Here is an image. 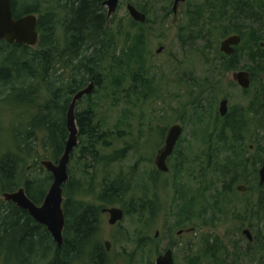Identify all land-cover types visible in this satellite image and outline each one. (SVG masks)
I'll return each mask as SVG.
<instances>
[{
  "label": "trees",
  "instance_id": "obj_1",
  "mask_svg": "<svg viewBox=\"0 0 264 264\" xmlns=\"http://www.w3.org/2000/svg\"><path fill=\"white\" fill-rule=\"evenodd\" d=\"M106 1L11 0L16 19L27 15L38 16L40 38L36 47L9 45L0 41V192L9 193L24 188L35 204L43 203L53 176L38 166L37 161L50 158L57 162L63 156L69 138L67 114L70 105L78 92L94 83L93 93L80 100L76 107L79 144L73 153L79 158L83 174L86 173L92 181L89 184L90 193L95 194L105 207L114 206L131 194L125 213L138 214L143 221V237H151L147 231L154 230L161 207L154 203L156 194L150 199L140 197L135 201L137 190L134 181L140 162L150 161L140 157L131 173H120L113 179L110 178L111 172H106L109 177L103 178L99 193L94 190V174L98 168L107 171L114 164L122 163L128 156V150L139 154V148L134 144L130 148H115L110 154L106 152L114 143L124 139L123 124L133 115L130 105L134 107L140 100L144 103L156 98L163 89V80L151 78L152 69L146 64L148 34L145 30L151 23L148 15L152 16L156 2L160 0H131V4L147 15L144 24L130 18L121 23L116 17H109L104 5ZM165 14L172 15L173 9ZM186 19V24L181 27L180 40L183 51L190 53L184 62L191 66V70L196 62L208 67V73L203 74L204 79L199 76L194 78L187 90L182 87L193 98L192 111L196 118L193 120L202 125L207 110L204 94L202 97L199 93L201 87L210 84L208 105L215 109L218 102L215 81L238 71L243 63L242 53L245 54L244 61H247L246 68L258 67L264 73V48L261 47L264 43V0H205L188 10ZM233 35L242 37L241 45L235 54H223L219 43ZM208 37L215 41L216 46H206L203 51L195 48L198 38L207 40ZM184 74L179 76L181 84L185 80ZM257 91L260 97L262 90L257 87ZM102 93L117 101L118 104L113 105L122 107L114 130L107 127L106 114L100 109L103 108ZM134 97L135 102L132 101ZM260 103L258 100V108H264ZM82 104L86 105L79 109ZM249 110L252 112L253 108L249 107ZM7 111L11 122L4 134L3 115ZM247 113V110L237 114L231 112L225 118L215 113L216 122L210 126L206 120V127L202 126L205 129L200 143L204 146L202 154L191 161L183 154L180 161H176L173 170L178 171L176 175H183L174 187L178 210L175 228L185 230L199 217L197 209H206L203 206V202H207L203 185L209 183L208 178L212 180L216 176L212 183L221 184L214 205L217 208L220 199L223 196L226 199V193L229 196L233 194L236 185H253L250 188L257 185L253 183L258 180L257 163H262L263 151L257 150L259 162L253 161L251 165L244 134L256 128L254 123L244 119ZM221 120L223 125L219 127ZM163 135L160 143L164 140ZM32 159L36 161L34 167L39 173L27 177L28 163ZM180 166L185 169L180 171ZM217 166H223L224 170L218 172ZM253 173L255 176L251 180ZM155 174V177L162 175L159 172ZM190 177L192 182H198L197 188L191 184ZM261 188L264 193V185ZM88 195L83 184L70 175L64 187V197L68 199L63 204L66 223L64 244L60 248L46 227L35 222L27 211L11 202L0 201V258L3 262L17 264L18 251L26 249L29 259H33L39 257V249H43L52 254L49 264H114L112 253L107 252L101 241L104 208L77 197ZM251 203L247 201L242 210L246 215L258 214L260 230L254 244L245 239L246 248L252 251L255 245L258 246L263 251L259 261H264V194L259 203ZM149 241L150 238L139 239L138 247L143 253ZM236 242L238 240L233 239L231 247L218 236L204 237L201 240L203 248L197 256L188 260V264H229L232 255L236 258L242 252L244 255V248H239ZM45 254H42L43 258L47 257Z\"/></svg>",
  "mask_w": 264,
  "mask_h": 264
},
{
  "label": "rangeland",
  "instance_id": "obj_2",
  "mask_svg": "<svg viewBox=\"0 0 264 264\" xmlns=\"http://www.w3.org/2000/svg\"><path fill=\"white\" fill-rule=\"evenodd\" d=\"M204 1L205 0H187L185 3L179 5L175 14H168L166 16V11H172L174 1L171 2V0H168L167 2H164L160 0L156 2V8L152 16L148 15L151 23L146 26L145 30L148 34L146 43L148 56L146 64L152 69L150 74L151 78L159 77L163 80V89L158 93V97L156 98L148 99L144 103V100H140V102L137 103V106L134 107L133 105H130V107H132L131 113L133 115L126 124H123L125 137L122 141L114 143L106 153L110 154L113 149L120 148L121 146H124L125 148L129 146L130 148L134 144L139 148V154L136 155L135 152L128 150V156L122 163L114 164V166L107 171L98 168L94 174V190L96 193H99L100 184L104 181L103 178L108 176L106 175V172H111V179L120 173L129 174L132 172V168L137 166L139 158L143 157L150 162H140V165L136 168L134 181L137 193H135V201L140 197L150 199L156 194L157 199L154 203L157 202L161 207V213L157 218L156 223L153 225L154 230H151V232L149 230L147 231L151 237H143L145 234L143 231V221L136 213H125V219L116 226H110L108 223L109 215L102 214V228L100 231L102 236L101 241L103 244L106 241L112 243L110 253H112L114 264H155L158 256L164 254L168 249H171L174 253L175 264H188V260L197 256L199 251L203 248L201 240L204 237L214 236L220 237L224 240L226 245L228 244L231 247H233V239L241 241V245L239 244L238 246L239 248H244V255L243 252L238 254V258L232 255L229 264H264V261H259L261 258L260 254L263 253V251L259 250L256 245L252 251L250 249L248 250L246 248V240L243 238L244 235L248 236L246 232L250 234L251 240H254L259 236L260 220L258 214L255 216L253 214L246 215L242 210L247 201L250 200L252 205H256V203H259L261 196H263L264 193L259 184V177L258 180L253 183L257 184L255 188H250L253 185L250 186L248 184L236 185L233 194L229 196L226 193L225 196L227 198L225 199L223 196V198L220 199L218 208L214 205L221 184L215 185L212 183V180L217 179L216 176H214L212 180L208 178L209 183L203 185L204 188L206 186V189L203 188L205 197L207 198V202H203V206L206 207V209H197V211L200 212V215H198L199 217H196L190 224H188V228H185V233L182 237H179L177 233L178 231L183 230V228L174 227V224L178 220V210L175 205L177 200L175 198L174 187L177 181H181L183 173L176 175L178 171L173 170V166L180 161V155L183 156L184 154V156L190 159L188 161H191L192 158L202 154L204 146L200 143L202 133H205V129H202V126L206 127V120H208L210 126L212 122H216L215 113L219 115L218 109L220 100L228 99L229 114L231 112L236 114L238 112L243 113L247 110L248 113L244 115V119L255 124L256 129L253 133L244 134L247 146V158H250L251 165L253 164V161L259 162L257 150L263 151L261 154L262 159L264 156V123H261L264 119V108H258L257 113H251L249 110L250 104L256 103L258 100L263 102L262 96L259 97L256 92L259 84H253L250 89L245 91L235 80L234 73L238 71L231 73L226 77H220L215 81L214 88L218 97L215 109L209 108L208 105V98L211 96L208 94V91H210L208 89H211L210 84L201 87L199 93H201L202 97L204 94L203 99H206V103H204L206 105L207 113L202 125L199 123L201 126L193 120V118H195L192 111L193 98L189 97L185 90H187L186 88L188 86L190 87V84H193L194 78L202 76L201 79H204L203 74L208 73V67L203 63L196 62L191 70V66L184 62L190 51H183L180 34L182 33V25H185L187 22L186 15L188 10L192 8L194 9L196 4H202ZM130 2L131 0H121L112 17H116L117 21L121 23L126 22L129 18L131 19L127 10V5L131 4ZM163 17H166V19H163ZM162 21H164V23H162ZM194 44H196L195 48H198L200 51H203L206 46L208 47L209 45L216 46L215 41L209 37L207 40L198 38V41ZM161 47L164 48L163 52L157 53V50ZM187 48L188 50L190 49L189 46H187ZM242 56V67L246 68L247 61H244L245 54L242 53L241 57ZM186 60H188V58ZM181 73H185V80L182 81V84L179 80ZM182 87L185 90H182ZM195 96H199V94H195ZM101 99V101H103V108L100 109L101 112L103 111V114H106L105 118L108 121L107 127L114 130V125L121 114L122 107L121 105H113L118 104L117 101L109 98V96H104V93L101 94ZM132 101H136L135 97ZM85 105L86 104H82L79 109L84 108ZM141 116L142 118H140ZM3 121L2 132L6 134L10 127L9 122H11L10 113L8 111L3 115ZM175 124H179L184 128V134L177 145L175 154L171 157L172 159L170 158L168 161V166L170 168L169 172L167 174L159 175V178L155 177L157 175L155 173L158 172L156 167L157 156L164 148V141L169 128ZM219 125V127H222V120L219 122ZM161 134H164V140L162 143H160ZM41 154L43 155L44 151L41 150ZM76 155L77 154L75 153L71 155V160L68 166L69 173L73 179L80 181L83 184L85 191L90 194L88 196H77L78 199L91 203L101 209L110 207H117L124 211L125 209H128L131 194H128L119 200L114 206L105 207L104 204L97 199L95 194L90 193L89 184H91L92 181L88 179L86 173L83 174L81 168L82 165L80 166L79 158L77 159ZM46 161L54 162L52 159L46 158L39 159L37 164L38 166H42V163ZM34 164H36L34 159L29 161L27 173L25 174L27 177L36 176L39 173L37 171L38 169L34 167ZM257 164L260 170L262 163ZM180 169V171H182L185 168L180 166ZM216 170L220 172V170H224V167L217 166ZM254 176L255 173L252 174L250 179L253 180ZM153 177L154 179L152 180L151 178ZM190 181L191 184L197 188L198 182H192V177H190ZM239 186H246L247 194L239 192ZM67 199L68 198L65 197L64 201ZM0 201L6 202L4 193L1 192ZM253 218H255L254 223L252 222ZM257 221L258 224L253 227ZM189 230H192L193 232L188 233ZM157 232L158 235L156 234ZM145 238H150L151 241H149L148 246L146 247V252L143 253L144 251L138 247V243L139 239ZM211 241H213V239ZM174 242L177 243L176 247H174ZM39 251L41 252L40 256H36L33 259H29L27 249L18 251V256L16 257L17 264H49L52 262V254L46 253L43 249H39ZM43 253H46V258L42 257ZM0 264L7 263H4L0 258Z\"/></svg>",
  "mask_w": 264,
  "mask_h": 264
},
{
  "label": "water",
  "instance_id": "obj_3",
  "mask_svg": "<svg viewBox=\"0 0 264 264\" xmlns=\"http://www.w3.org/2000/svg\"><path fill=\"white\" fill-rule=\"evenodd\" d=\"M121 0H107L104 5L108 8V15L112 16ZM186 0H174V13L177 12L181 3ZM127 10L135 22L145 23L147 16L140 12L134 5L128 4ZM38 17L36 15H27L16 19L14 17L11 0H0V41H6L9 45L18 44L30 47H36L39 43L38 32ZM242 41L241 36L235 35L227 38L221 43L220 50L222 53L232 55L235 53V47ZM164 48H159L157 53H162ZM238 84L248 89L250 87V74L247 72H239L234 75ZM95 89V84L90 83L85 89L78 92L70 105L67 114V128L69 138L66 143V148L63 156L56 162L46 161L42 165L45 170L52 174L53 183L41 205L35 204L27 195L24 188H20L16 192L5 193L4 197L7 202L14 203L18 208H21L29 213V215L38 224L45 226L52 236L56 245L60 248L64 244V228L65 214L63 210V187L69 180L68 166L71 160V155L74 149L78 146V126L76 121V106L77 103L85 96L91 95ZM264 98V96H263ZM220 115L225 117L228 113V100L220 102ZM183 127L175 124L170 127L164 148L157 156L156 166L161 172H169L167 164L168 159L173 155L175 148L183 135ZM260 184H264V157L263 165L259 171ZM245 190V188H240ZM103 213L109 214V224L114 226L122 222L125 218V212L120 208H105ZM250 237V234L246 232ZM251 240V237H250ZM111 242L106 241L105 246L107 251L111 250ZM156 264H174L173 252L167 251L164 255L158 257Z\"/></svg>",
  "mask_w": 264,
  "mask_h": 264
},
{
  "label": "flooded vegetation",
  "instance_id": "obj_4",
  "mask_svg": "<svg viewBox=\"0 0 264 264\" xmlns=\"http://www.w3.org/2000/svg\"><path fill=\"white\" fill-rule=\"evenodd\" d=\"M261 47L262 48H264V43H262L261 44ZM257 61H258V59H257ZM239 68H241V69H238V72H247V73H249L250 74V82H251V86L253 85V84H256V83H258L259 84V87H260V89L262 90V94H261V96H262V100H263V102H264V98H263V96H264V88H262V86H263V84H264V73L261 71V69L260 68H258V67H250V68H243L242 66H240ZM240 70V71H239ZM250 70V71H249ZM236 72V71H235ZM238 72H236V73H238ZM234 73V72H233ZM251 86H250V88H251ZM258 87V86H257ZM258 87V88H259ZM249 88V89H250ZM245 91H247V90H245ZM256 92H257V95H258V91L256 90ZM260 96V97H261ZM228 100V99H227ZM229 102V101H228ZM262 101H261V103L259 104V105H263L264 106V103H263ZM250 107L251 108H253V111L251 112V113H257V108H258V101L256 102V103H253V104H250ZM228 112H229V104H228ZM227 114H229V113H227ZM227 116V115H226ZM225 118V117H224ZM251 133H253V131L251 132ZM127 175V174H126ZM240 188H245V190H240ZM246 190H247V187L246 186H239L238 187V191L239 192H241L242 194H247L246 193ZM257 204V203H256ZM257 207L255 206V209H256ZM253 223L255 222V218H253V221H252ZM256 224H258V221H257V223ZM193 231H194V229H193ZM192 230H189L188 231V233H192L193 232ZM185 233V230L183 229V230H180V231H178V236L180 237H182L183 236V234ZM244 238V237H243ZM241 245V241H238V242H236L235 243V245ZM177 246V243L176 242H174V247H176ZM168 250H171V249H168ZM168 250H166V252L168 251ZM161 255H163V254H161ZM161 255H159V256H161ZM158 256V257H159ZM173 258H174V253H173ZM174 264H175V260H174Z\"/></svg>",
  "mask_w": 264,
  "mask_h": 264
}]
</instances>
